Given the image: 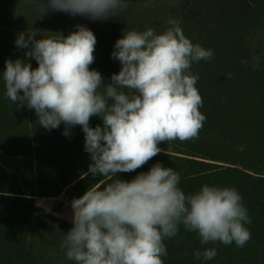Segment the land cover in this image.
I'll return each instance as SVG.
<instances>
[{
	"label": "rangeland",
	"instance_id": "rangeland-1",
	"mask_svg": "<svg viewBox=\"0 0 264 264\" xmlns=\"http://www.w3.org/2000/svg\"><path fill=\"white\" fill-rule=\"evenodd\" d=\"M219 166L264 180V0H0V196L37 264H264Z\"/></svg>",
	"mask_w": 264,
	"mask_h": 264
},
{
	"label": "trees",
	"instance_id": "trees-1",
	"mask_svg": "<svg viewBox=\"0 0 264 264\" xmlns=\"http://www.w3.org/2000/svg\"><path fill=\"white\" fill-rule=\"evenodd\" d=\"M224 153L225 154H223V156L218 159H221L222 161H227L226 163L228 162L238 163L239 162V161L237 162V160H233L234 158H232L233 156H231V154H227V152H224ZM145 155L152 157L153 162H155L158 167L160 165L163 166L165 163H167L165 159L171 158V157H167V156L160 155V154L150 151V152L141 153L140 155L136 156L133 159L134 164L137 165V163H139ZM147 160L148 159H146V161ZM157 166H155V168H157ZM214 169H215L214 173H216V175H224V174H230V173L235 174V175L236 174L242 175V178H243L242 181L244 183H241L240 185H238L237 191L230 194L229 199L233 202L230 205L242 206L243 204L251 202L256 207L258 206L264 207V194L261 196L253 194L251 190L252 189L251 186L247 185L250 181L264 182V180L254 179L253 177H250L240 172L237 169L226 167V166H219V167H215ZM29 179H30V176L27 173H25L23 175V180L28 181ZM26 187L27 189H30V186H26ZM81 187H83V185H81ZM6 193L16 194L13 192H6ZM14 202H19L20 204L21 200L16 201L14 197L12 196H0V264H14L12 262L13 259L17 264H23L25 261H28L27 264H37V261L35 259V254L33 250L31 249V246L29 245V243L24 242V240L20 239L22 237L20 236L21 234L17 230H14L11 227L7 226V223L10 220H13L19 217V207L20 206L24 207L25 205L26 208H28L29 206L27 202L21 203L22 205L20 204L19 206L18 205L9 206L11 203H14ZM8 207L9 209L6 210ZM27 220L28 218L26 217H22L21 219V221H24V222Z\"/></svg>",
	"mask_w": 264,
	"mask_h": 264
}]
</instances>
